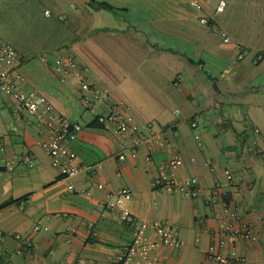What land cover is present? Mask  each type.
I'll list each match as a JSON object with an SVG mask.
<instances>
[{"label": "crops", "instance_id": "obj_1", "mask_svg": "<svg viewBox=\"0 0 264 264\" xmlns=\"http://www.w3.org/2000/svg\"><path fill=\"white\" fill-rule=\"evenodd\" d=\"M96 1L115 9L93 0H0V11L27 25L22 37L9 38L0 23V37L25 57L21 89L38 90L54 113L84 124L70 143L75 164L102 165L91 176H64L40 144L50 131L0 89V264H113L133 238L121 211L104 206L106 193L120 187L132 190L128 206L137 217L180 227L182 245L151 253L163 264H202L231 213L225 204L251 219L260 235L254 245L226 236L225 252L264 264V0H202V10L193 0ZM41 54L76 56L109 99L87 107L79 77L56 72ZM113 104L162 132L165 145L141 144L133 155L134 138L99 120ZM176 151L184 162L166 167ZM161 167L179 179L197 177L199 196L155 187ZM216 190L217 201L209 203ZM38 223L47 229L36 230Z\"/></svg>", "mask_w": 264, "mask_h": 264}, {"label": "built area", "instance_id": "obj_2", "mask_svg": "<svg viewBox=\"0 0 264 264\" xmlns=\"http://www.w3.org/2000/svg\"><path fill=\"white\" fill-rule=\"evenodd\" d=\"M225 1H221V5H225ZM192 5L195 9L202 10L204 5L202 0H193ZM50 15V11L47 12ZM61 19H65L64 15H60ZM201 22L210 24L214 29L219 30V25L213 22L207 16L201 17ZM229 39V37L227 38ZM246 49L242 50V54ZM40 58L51 66L56 72L63 75H76L79 77L81 85L84 89L83 101L87 107H94L100 102L109 99V91L107 88L100 87L88 78L89 67L81 63L74 55H60L53 60L47 54H41ZM263 58V54L258 56V59ZM25 57L19 50L9 41L0 37V89L8 94L14 95L17 99L16 109L18 111H29L33 113L39 125L47 128L50 131V136L41 140V146L51 157L53 165L60 167L62 173L66 177H76L78 175L91 176L102 167L101 163L75 164L74 160L77 153L70 147V143L74 141L82 131L84 124L70 119L64 114L53 112V103L47 96L43 95L36 89L24 90L20 85L26 80L25 75L20 70ZM112 109L107 114H100L99 120L102 123H112L117 131L126 135L132 136L133 142L131 145L132 154H137V147L141 144H147L150 148L154 146L163 147L166 140L159 130L152 125L138 124L131 116H126L118 108V105L113 104ZM193 125H197L193 122ZM254 152L260 154L263 150L259 147H254ZM120 159H125L126 154L120 153ZM147 159H151L148 156ZM26 161H32L31 156L26 157ZM184 162L182 155L179 152L170 154L166 167L174 168ZM228 178L232 179L233 174L230 169H227ZM96 185L101 189L104 184L96 182ZM199 179L195 176L185 179L177 178L174 172H168L164 167H161L160 172L154 179V186L157 188H167L172 191H179L186 195L197 197L200 194ZM69 189L74 190L75 184L70 183ZM90 194V191H84ZM219 197V192L216 190L214 194L207 199L209 203H215ZM133 198V192L129 187H120L116 190H110L104 198V206L110 210H120L122 219L133 227L132 241L124 246L120 252L113 257V264H163L158 257L152 256V251L159 246L178 247L183 244L180 227L165 220H145L137 217L128 206V201ZM224 211L231 212L227 216L222 217V225L216 230L220 234L221 239L218 243L211 244L205 250V259L202 264H208V260L212 259L223 264H244L246 258L244 256H234L225 252L226 236L236 239H244L248 245H254L259 241L260 235L256 232L255 223L245 218L240 211L236 210V206L225 204ZM36 230L47 229L41 223L35 227ZM18 238H23L20 233H16ZM24 241L30 245V237L24 238ZM79 264H100L86 259H81Z\"/></svg>", "mask_w": 264, "mask_h": 264}, {"label": "rangeland", "instance_id": "obj_3", "mask_svg": "<svg viewBox=\"0 0 264 264\" xmlns=\"http://www.w3.org/2000/svg\"><path fill=\"white\" fill-rule=\"evenodd\" d=\"M45 7V4L43 5V8ZM8 10L1 9L0 14H2L0 19V23L5 24L7 27V32H9V38H13L14 36L22 37L25 33V29L27 28V25L24 24V20L22 18L13 17L9 18L6 14ZM4 16H6L4 18ZM16 19V20H15Z\"/></svg>", "mask_w": 264, "mask_h": 264}, {"label": "trees", "instance_id": "obj_4", "mask_svg": "<svg viewBox=\"0 0 264 264\" xmlns=\"http://www.w3.org/2000/svg\"><path fill=\"white\" fill-rule=\"evenodd\" d=\"M93 3L96 4L97 7L115 9L113 5L106 3V2H100V1L93 0Z\"/></svg>", "mask_w": 264, "mask_h": 264}]
</instances>
